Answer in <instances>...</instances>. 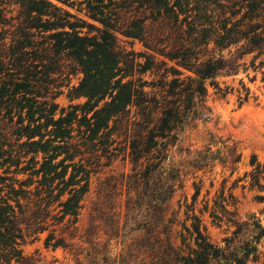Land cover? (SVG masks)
<instances>
[{"label": "trees", "instance_id": "trees-1", "mask_svg": "<svg viewBox=\"0 0 264 264\" xmlns=\"http://www.w3.org/2000/svg\"><path fill=\"white\" fill-rule=\"evenodd\" d=\"M249 56H264V0H0V264H31L21 246L43 233L45 248L68 250L75 264L256 260L260 224L240 246L249 225L232 220L222 249L195 218L193 247H179L169 207L180 176L170 153L186 124L210 112L206 81L238 74ZM63 87L69 102L84 101L59 108ZM117 156L130 172L101 179L97 168ZM263 175L257 163L251 186L264 191Z\"/></svg>", "mask_w": 264, "mask_h": 264}, {"label": "rangeland", "instance_id": "rangeland-1", "mask_svg": "<svg viewBox=\"0 0 264 264\" xmlns=\"http://www.w3.org/2000/svg\"><path fill=\"white\" fill-rule=\"evenodd\" d=\"M65 9L79 18H85L75 10ZM118 40L127 50L149 53L137 40L120 35ZM251 61V56L246 57L245 66L236 75L206 81V103L210 112L186 124L170 153V160L180 173L177 190L169 205L170 212L177 214L171 233L175 246L193 247L192 237L188 233H192L195 218L200 220L203 233L209 240L222 249L227 246L224 240L231 239L236 229L231 224L232 220L249 225L234 239L235 245L243 246L245 242L253 241L258 234L256 223L264 228L261 213L264 202L258 199V196H264V191L251 186L250 177L257 163L264 164V68H257L260 61L264 62V56L255 63ZM79 77H72L70 86L77 85ZM143 78L147 81L152 79L149 74ZM58 83L65 85L66 81L63 79ZM60 90L63 93L55 100L59 108L84 101L69 102L67 89L63 87ZM58 114L59 110L56 116ZM201 157L215 160L206 168L197 170L193 168V161ZM110 159L108 166L97 168L101 179L130 172L132 165L123 161L121 156ZM106 161L102 158L100 164ZM260 185L264 186V175ZM92 196L90 190L82 203L85 207L80 211L79 227L85 224ZM46 235H40L38 241L28 239L21 246L23 256L29 258L31 264H75L68 250L45 248L43 241ZM257 249V259L250 257L247 264H264V237L259 240Z\"/></svg>", "mask_w": 264, "mask_h": 264}]
</instances>
